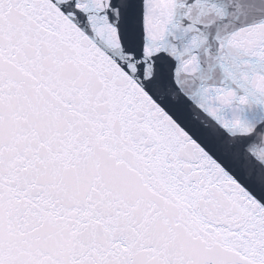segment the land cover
I'll return each instance as SVG.
<instances>
[{
    "label": "snow or ice",
    "instance_id": "snow-or-ice-1",
    "mask_svg": "<svg viewBox=\"0 0 264 264\" xmlns=\"http://www.w3.org/2000/svg\"><path fill=\"white\" fill-rule=\"evenodd\" d=\"M0 264H264V0H0Z\"/></svg>",
    "mask_w": 264,
    "mask_h": 264
}]
</instances>
